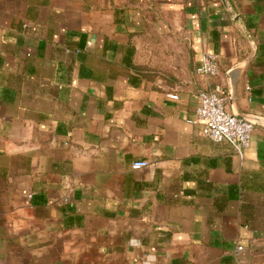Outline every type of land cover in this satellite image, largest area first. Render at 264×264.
I'll list each match as a JSON object with an SVG mask.
<instances>
[{
  "label": "crops",
  "instance_id": "crops-1",
  "mask_svg": "<svg viewBox=\"0 0 264 264\" xmlns=\"http://www.w3.org/2000/svg\"><path fill=\"white\" fill-rule=\"evenodd\" d=\"M229 1L0 0V264H264V0Z\"/></svg>",
  "mask_w": 264,
  "mask_h": 264
},
{
  "label": "built area",
  "instance_id": "built-area-1",
  "mask_svg": "<svg viewBox=\"0 0 264 264\" xmlns=\"http://www.w3.org/2000/svg\"><path fill=\"white\" fill-rule=\"evenodd\" d=\"M198 73L206 76H214L219 72L218 54L213 51H205L202 55ZM250 88L249 86L247 87ZM170 98H178L176 94H168ZM200 103L196 110V118L193 122L203 123V134L216 142H228L240 157H243L245 149L249 146L255 124L237 117L228 110V95L220 88L202 91L199 93ZM149 165L145 159L132 162L133 169H141ZM239 250L243 247L239 246Z\"/></svg>",
  "mask_w": 264,
  "mask_h": 264
},
{
  "label": "water",
  "instance_id": "water-1",
  "mask_svg": "<svg viewBox=\"0 0 264 264\" xmlns=\"http://www.w3.org/2000/svg\"><path fill=\"white\" fill-rule=\"evenodd\" d=\"M222 2H223V4H224L226 10L229 12V14H230L231 16H233V17H236V18L238 19V17H237V13H236L234 7L232 6V4L230 3V1H229V0H222ZM248 60H251V58L248 59ZM247 62H249V61H247ZM228 99H229V103H230V105L233 106V105H234V102H233V90H232L231 88H230V91H229V94H228ZM232 112H233L237 117H240V118L246 119V120H248V121H250V122H252V123H254V124H257V123H258L257 120L251 119V118L247 117V116L244 115V114H239V113H237V112L234 111V110H233Z\"/></svg>",
  "mask_w": 264,
  "mask_h": 264
}]
</instances>
